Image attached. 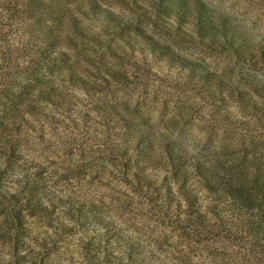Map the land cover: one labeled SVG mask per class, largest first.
<instances>
[{"label": "trees", "instance_id": "1", "mask_svg": "<svg viewBox=\"0 0 264 264\" xmlns=\"http://www.w3.org/2000/svg\"><path fill=\"white\" fill-rule=\"evenodd\" d=\"M110 2L0 0V264H264V28Z\"/></svg>", "mask_w": 264, "mask_h": 264}, {"label": "rangeland", "instance_id": "2", "mask_svg": "<svg viewBox=\"0 0 264 264\" xmlns=\"http://www.w3.org/2000/svg\"><path fill=\"white\" fill-rule=\"evenodd\" d=\"M210 5L218 9L224 10L228 13L237 15L241 19L253 20L260 27L264 28V4L258 3L254 0H206ZM107 5H112L116 9L118 7L110 2L104 0ZM204 60L210 64L222 65V60H214L212 57H205Z\"/></svg>", "mask_w": 264, "mask_h": 264}]
</instances>
